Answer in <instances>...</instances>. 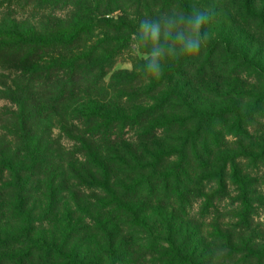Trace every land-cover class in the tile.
<instances>
[{"label":"trees","instance_id":"trees-1","mask_svg":"<svg viewBox=\"0 0 264 264\" xmlns=\"http://www.w3.org/2000/svg\"><path fill=\"white\" fill-rule=\"evenodd\" d=\"M199 7L264 43V0H0V264H264V65L230 36L106 84L141 20Z\"/></svg>","mask_w":264,"mask_h":264},{"label":"clouds","instance_id":"clouds-1","mask_svg":"<svg viewBox=\"0 0 264 264\" xmlns=\"http://www.w3.org/2000/svg\"><path fill=\"white\" fill-rule=\"evenodd\" d=\"M214 15V12L194 10L169 16L163 29L159 22L143 19L139 22L135 45H130L129 51L139 54L146 77L159 78L165 61L199 55L214 35L205 30Z\"/></svg>","mask_w":264,"mask_h":264},{"label":"rangeland","instance_id":"rangeland-1","mask_svg":"<svg viewBox=\"0 0 264 264\" xmlns=\"http://www.w3.org/2000/svg\"><path fill=\"white\" fill-rule=\"evenodd\" d=\"M198 1V0H197ZM197 10H206L209 11V8L206 7H199ZM229 9L227 8V11H222V15H225ZM155 22H159L162 25L165 24L162 20H155ZM205 30L213 33L212 41L214 39H221V38H230L232 37V49L233 51H239V52H248V60L251 62V64L255 66L264 65V43L259 40V37L254 35L251 30L243 26V24H240L238 20L234 17H228L223 18L217 17V19L210 21L207 25H205ZM229 40V39H228ZM136 41V40H135ZM133 45V44H132ZM263 45V46H262ZM243 50V51H242ZM245 50V51H244ZM137 53L133 54L129 52H126L125 55L121 59H119L112 68V71L110 74H108L106 78V84L107 86L111 85L112 83V77L114 75L118 74H133L135 72L136 63L134 59L137 57ZM135 66L134 68L132 66ZM137 66L140 67V64L137 63ZM254 76H244V83L240 84L237 82H234L229 80V82H226V84H221L218 80H216L215 83L212 84V87H221V92H226L227 89H238L242 88L245 91L251 90V89H263L260 85L257 84L256 78H253ZM252 78V79H251ZM254 84V85H253ZM120 85V84H119ZM194 88L192 89H201L199 84H194ZM140 86H134V88H131L129 90V93L134 92L133 89H138ZM11 105L6 102L5 100L0 99V112L9 109ZM6 108V109H5ZM261 123L264 124V119L261 121ZM54 137L59 140V142L67 149H70L73 146L71 142L66 140L64 137L60 135V133L55 132ZM72 146V147H71ZM200 212V203L194 206V210L192 214V218H197L198 213ZM223 217V216H222ZM225 221V220H224ZM202 227L200 228L201 232H207L208 230L211 231V229L207 228V226H211V223L209 224H202L198 222ZM222 223V221H221ZM220 223V224H221ZM213 224V223H212ZM261 225L264 226V208L261 211Z\"/></svg>","mask_w":264,"mask_h":264}]
</instances>
